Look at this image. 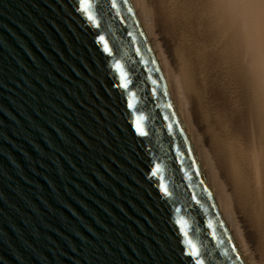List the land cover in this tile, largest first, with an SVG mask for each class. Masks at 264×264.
<instances>
[{"label":"water","instance_id":"obj_1","mask_svg":"<svg viewBox=\"0 0 264 264\" xmlns=\"http://www.w3.org/2000/svg\"><path fill=\"white\" fill-rule=\"evenodd\" d=\"M129 9L0 0V264H243Z\"/></svg>","mask_w":264,"mask_h":264},{"label":"bare ground","instance_id":"obj_2","mask_svg":"<svg viewBox=\"0 0 264 264\" xmlns=\"http://www.w3.org/2000/svg\"><path fill=\"white\" fill-rule=\"evenodd\" d=\"M243 264H264V0H127Z\"/></svg>","mask_w":264,"mask_h":264},{"label":"snow or ice","instance_id":"obj_3","mask_svg":"<svg viewBox=\"0 0 264 264\" xmlns=\"http://www.w3.org/2000/svg\"><path fill=\"white\" fill-rule=\"evenodd\" d=\"M92 3H93V0H80V10L82 12H84V14L86 15L87 19L95 24L96 21H95V16L94 14L92 13L91 11V8H92ZM113 7H115V3H113ZM129 11H131V9H129ZM101 41L103 40V37L100 38ZM105 51H108V48L107 46H105ZM118 67V65L116 66ZM126 87V84L123 85ZM132 105L130 104L129 107H131ZM140 119H143V117H140ZM137 127V131L143 135L144 134V131L143 129L140 127V124L137 123L136 125ZM158 170V169H157ZM156 172L154 171L153 172V175H155ZM161 191L164 192L165 195H167V189L164 187V186H161ZM185 243L188 245V249H186L185 251L187 252L188 255L192 256L194 259H195V264H203V261H201L199 258H198V250L196 249L195 245L192 243L191 240H188L186 239ZM234 251V249H233ZM238 258V257H237Z\"/></svg>","mask_w":264,"mask_h":264}]
</instances>
